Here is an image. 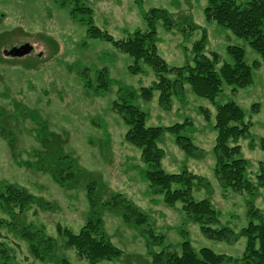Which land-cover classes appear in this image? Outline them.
<instances>
[{
    "label": "rangeland",
    "instance_id": "rangeland-1",
    "mask_svg": "<svg viewBox=\"0 0 264 264\" xmlns=\"http://www.w3.org/2000/svg\"><path fill=\"white\" fill-rule=\"evenodd\" d=\"M81 2L92 10V21L114 39L125 38L135 30L147 31L146 15L152 9L171 14L173 24L155 19L156 51L170 68L191 63L194 44L204 37L200 50L217 57L216 69L232 62L229 45L244 50L243 59L252 64L251 82L234 88L225 82L214 98L193 93L183 83L181 93L172 94L169 107L140 95L157 75L145 64L141 73H130L132 57L111 42L89 37L87 24L72 14ZM207 0H0V183L24 187L34 198L27 208H0V219L11 221L17 229L24 225L54 239V258L70 264H90L75 248L63 245L62 230L77 232L88 218H99L108 239L122 249L118 258L101 264H148V248L168 245L180 252L188 239L195 250L208 247L218 253L241 257L245 237L233 241L206 237L198 223L188 217L182 202L167 204L164 196L142 178L146 164L140 150L128 143L127 125L113 110L114 101L128 97L146 113L148 126L184 124L180 134L196 147L187 154L175 141V134L163 131L157 144L163 149L160 161L166 172L187 170L200 179L192 180L193 199H208L217 211L220 225L239 232L254 220L264 221V63L247 39L230 29L208 21L204 15ZM28 43L32 51L11 56L5 51ZM101 76L109 81L101 89ZM170 79L172 72L166 74ZM128 94V95H127ZM233 101L250 123L240 137L239 155L246 159V174L253 187L234 191L220 184L215 175L217 161L214 127L216 107ZM95 182L99 198L89 203L86 185ZM120 193L146 215L142 225L127 223L117 208L103 201ZM14 227V226H13ZM17 229L0 227V239L13 248L17 264H54L29 247V239ZM148 230V231H146ZM161 235L160 244L149 242ZM149 242V243H148ZM48 245V244H47Z\"/></svg>",
    "mask_w": 264,
    "mask_h": 264
},
{
    "label": "trees",
    "instance_id": "trees-1",
    "mask_svg": "<svg viewBox=\"0 0 264 264\" xmlns=\"http://www.w3.org/2000/svg\"><path fill=\"white\" fill-rule=\"evenodd\" d=\"M137 2L140 0H136ZM92 10L85 4L78 2L74 16L87 24L89 37L100 38L111 42L118 50L132 57L133 63L128 66L130 73H141L142 64L147 65L157 75V80L150 86H143L140 95L149 99L152 90L159 92L158 100L163 107L168 108L172 94L182 92L183 83L190 85L193 93L206 98H214L225 82L234 88L248 85L252 79V70L260 62L249 64L244 61V50L240 46L229 45L227 52L232 62H224L216 69L217 57L201 53L204 37L194 44V57L191 63L184 66L170 68L156 51L154 39V20L162 19L166 26L173 24L171 14L163 9H152L146 15L149 29L147 31L135 30L125 38L114 39L109 33L97 27L92 21ZM204 15L208 21H214L224 26L238 36L247 39L249 46L259 53L264 63V0H207ZM172 72L175 76L170 79L166 76ZM105 76H101V89L108 85ZM119 94L113 103V110L127 125L124 134L125 140L140 150V157L146 168L142 171V178L148 182L153 190L162 193L164 201L171 205L176 201L182 202V208L190 219L198 223L201 232L215 240L233 241L238 237H245V252L241 257H232L225 253H218L208 247L195 250L188 239L180 244V252L171 249L168 245H161L158 250L148 248V264H264V221L249 222L239 232L226 225H220L217 211L208 199H193L191 187L193 179L201 177L187 171L166 172L162 169L160 161L163 149L158 146L157 139L165 130L175 134L176 143L187 153L194 154L195 146L191 139L180 134L184 124L174 123L170 126H148L145 124L146 113L137 105L130 102L128 97ZM128 95V94H127ZM250 123L244 119L242 109L233 101L217 105L214 127L217 131L215 139V175L224 187L234 191L250 190L253 185L246 174V159L239 155L240 146L236 143L240 137L248 133ZM260 146L264 149V138L260 139ZM264 179V167L262 175ZM264 184V182H263ZM95 182L86 185L87 198L93 203L99 198L95 191ZM34 202L33 196L22 186L10 182L0 183V208L4 212H11L10 207L27 208ZM110 208H117L124 220L134 226L145 223L146 215L139 211L130 201L120 193L114 194L110 199L102 202ZM17 229L14 223L0 219V227ZM14 226V227H13ZM24 225L17 229L20 236L29 239V247L41 258H49L54 264H70L65 258L56 259L53 254L54 239L44 235L39 227ZM148 231V230H146ZM149 242L161 244L163 237L153 234ZM63 245L75 248L77 254L86 258L90 264H101L103 260L118 258L122 249L111 242L105 235L99 218H88L77 232L63 228ZM148 242V243H149ZM48 244V245H47ZM0 264H17L13 248L0 239Z\"/></svg>",
    "mask_w": 264,
    "mask_h": 264
},
{
    "label": "water",
    "instance_id": "water-1",
    "mask_svg": "<svg viewBox=\"0 0 264 264\" xmlns=\"http://www.w3.org/2000/svg\"><path fill=\"white\" fill-rule=\"evenodd\" d=\"M32 51V47L28 44H22L19 47H12L9 51H5L11 56H23Z\"/></svg>",
    "mask_w": 264,
    "mask_h": 264
}]
</instances>
